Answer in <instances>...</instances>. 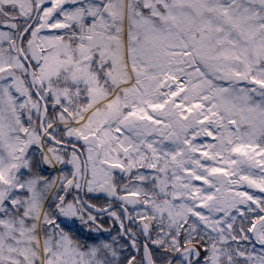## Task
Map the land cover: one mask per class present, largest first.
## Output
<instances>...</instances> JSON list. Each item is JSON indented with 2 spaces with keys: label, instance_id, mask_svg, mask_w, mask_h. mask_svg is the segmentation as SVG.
<instances>
[{
  "label": "snow or ice",
  "instance_id": "6c2138e0",
  "mask_svg": "<svg viewBox=\"0 0 264 264\" xmlns=\"http://www.w3.org/2000/svg\"><path fill=\"white\" fill-rule=\"evenodd\" d=\"M0 264H264V0H0Z\"/></svg>",
  "mask_w": 264,
  "mask_h": 264
}]
</instances>
